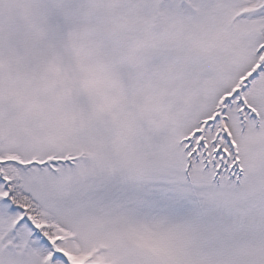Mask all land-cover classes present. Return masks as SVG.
<instances>
[{"label": "snow or ice", "instance_id": "6c2138e0", "mask_svg": "<svg viewBox=\"0 0 264 264\" xmlns=\"http://www.w3.org/2000/svg\"><path fill=\"white\" fill-rule=\"evenodd\" d=\"M0 264H264V0H0Z\"/></svg>", "mask_w": 264, "mask_h": 264}]
</instances>
